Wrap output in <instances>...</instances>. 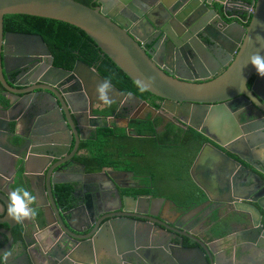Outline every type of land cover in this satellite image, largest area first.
Listing matches in <instances>:
<instances>
[{
  "label": "water",
  "instance_id": "water-1",
  "mask_svg": "<svg viewBox=\"0 0 264 264\" xmlns=\"http://www.w3.org/2000/svg\"><path fill=\"white\" fill-rule=\"evenodd\" d=\"M91 1L93 6L78 0H0V81L4 87L12 91L3 75L20 67H11L9 60L18 63L26 55L18 50L19 47L39 45L47 54L49 52L38 34L14 31L3 33V16L24 14L63 21L83 30L102 54L111 59L136 85L137 82L142 83L147 92L163 100L161 108L157 110L133 93H124L111 84L109 95L116 107L123 108L129 101L138 105V110L145 111L146 115L150 113V118L159 117L161 123L158 124L157 131L172 122V118L197 130L200 126L206 127L209 134L216 135L215 142L222 149L210 143L203 145L190 168L191 179L204 192L200 197L202 201H191L190 209L186 211L177 210V219L180 217L178 223L165 224L158 213L150 212V216L137 215L141 219L150 218L155 223L142 222V226L138 227L137 224H129L119 218L125 216L123 212L106 215H95L93 212L88 216L82 211L83 206L64 211L57 205V197L53 195L55 186L60 184L72 185V194L76 195L73 184L80 182L86 184L80 189L85 194L97 193V197L107 195L110 186L116 194V176L124 174L123 171H59V165L68 158L61 159L56 155L58 161L49 165L52 159L47 156L52 150L46 148L41 154L31 152L20 156V163L16 168L18 175L15 178L14 174L7 175L1 166V160L11 162L13 159L11 152L15 151L16 145H11L9 138L19 136L10 133L9 122L15 120L14 110L19 107L20 102L10 103L9 106L12 107L8 109H3L0 104V175L3 177L0 176V234L6 240L0 248V264H37L36 256L31 253L26 238L29 228H33L36 241L42 246L44 262L41 264H100L98 259L101 255L118 264L122 260H126L127 264H154L161 261L165 264H264V179L227 154H234L250 165L251 162L244 155L232 149L235 142H243L250 135L257 137L255 143L264 146V77L258 75L254 66L248 63L249 57L257 51L264 55V39H258L264 38V0H251L250 4L231 0ZM231 4L248 8L244 12L247 13L245 20L237 18L238 21L230 23L222 20L221 13L228 17L226 11ZM215 5L222 7L221 13L215 12ZM198 7L204 9L203 13L211 10L215 18L226 25L220 27L221 33L218 34L222 40L219 42L220 49L226 52L223 53L225 58L219 59L217 54L212 56V62L218 68L225 69L209 81L206 79L215 73V68L210 67L212 69L209 72L197 73L194 68L189 71L186 65L187 69L184 71L189 73L185 74L178 67V64L183 63L178 51H183L187 45L189 50L192 48L197 52L199 49L208 52L205 43L197 36L204 30L202 27H195L200 16ZM148 32H155L151 40L152 50H147L144 38L141 37ZM160 35L162 38L157 41ZM208 40L210 43L214 41L210 37ZM38 54L30 53L28 56ZM47 69L45 75L48 78H41L40 82L46 84L43 88L49 94L53 93L54 96L50 95L49 99L55 110L50 112L48 107L44 109L47 117L56 116L60 120L67 138L63 139L62 133H59V141L70 144L73 136L74 152L80 140L85 139L83 129L90 133V130L83 128L77 108L86 104L92 113V108H95L93 105L97 103L99 107L96 109H103L104 104L97 98L96 87L106 79L95 68L79 59L75 61L72 70L68 71L53 66L51 58ZM253 75L255 78L248 87L247 82ZM70 76L78 78V87L72 93L63 92L60 81ZM100 116L93 114L92 132L104 126ZM140 120H144V117ZM19 138L20 141H25V138ZM255 143L249 147L242 143L241 146L246 148L247 153L254 151ZM246 146L248 149L251 147L250 150ZM207 155L214 158L217 163L215 168L211 169L209 159L203 166ZM36 162L40 166L32 169L29 164L36 165ZM201 169L207 170L209 175L201 174ZM256 169L259 170L258 167ZM261 172L264 174V171ZM211 175H215L214 181L207 180ZM250 175L259 180V183L252 180ZM239 178L241 180L238 183ZM238 184L244 187L237 188ZM18 186L25 187L38 197V206L33 205L37 207V216L33 221L17 223L8 216V195ZM255 190H258L256 197L250 198L249 195H254ZM88 196L91 194H87ZM150 206L148 202L147 210ZM174 207L180 209L175 202ZM211 208L213 209L210 210ZM88 210L91 212L89 207ZM221 211L224 212L222 217L219 215ZM235 215L240 217L244 225L249 223L250 226L237 233L239 242L235 245V263H222L223 255L212 246V241L228 234L233 235ZM111 216L114 218L111 219ZM107 218L109 220L103 222ZM205 218L211 221L210 226L206 225ZM16 226L21 227L22 239L16 240L12 233ZM204 226L207 228L204 229ZM46 230L51 235L41 238ZM221 232L224 235L218 237ZM184 238L195 244L185 245ZM242 246L247 249L242 250ZM237 249L241 250L237 253Z\"/></svg>",
  "mask_w": 264,
  "mask_h": 264
},
{
  "label": "flooded vegetation",
  "instance_id": "flooded-vegetation-1",
  "mask_svg": "<svg viewBox=\"0 0 264 264\" xmlns=\"http://www.w3.org/2000/svg\"><path fill=\"white\" fill-rule=\"evenodd\" d=\"M231 1H237V2H243V3L245 2L246 4L251 3V0H231ZM228 7L229 8L226 11L228 17H224L223 14L221 13L222 7L215 5V8H214L217 14L221 13L222 15L221 18L222 20L224 19L223 21H225V23L238 21L237 18H242V20H245L247 13H244V12L245 10L248 9L247 7H243V5H240V4H231ZM197 9H199L200 16H198V20L196 22L195 27L197 29L202 27V29H204L201 32H199L197 36L200 38L201 41L205 43L204 45L208 52H203L200 49L197 52L194 49L192 50V48H190L189 50L188 45H187L186 48L185 47L183 48V51L182 50L178 51L179 56L181 57L182 62H183V63L178 64V67H179V70L184 71L185 69H187L185 67L187 65V67H189V71H190V68L191 69L194 68V70L197 73L199 72L203 73L204 71L209 72L211 71L212 68H215V73L211 74V76L206 79L207 81H209V80L216 78V76L222 73L225 69L222 67L218 68L216 64L212 62V59L215 54L219 55V59L225 58V56H223V53H226V52L220 49L221 46L219 42L222 40L220 39V35L218 34L221 33L220 27L222 28L226 25L222 20L216 19L214 14L210 12L211 10H207L205 13H203L204 9L202 8L200 9V7H198ZM10 15H24V14H10ZM244 24L246 25L247 22H245ZM15 28H26V27H22L19 25V27L17 26ZM2 31L3 33H6L8 31L23 32V33L26 32L22 30H10L4 23L2 25ZM27 33H32V32H27ZM150 33L151 32H148V34H143L141 36L142 38H144L143 42L145 43V47L147 48V50H152L151 40L155 32H153L152 34ZM34 34H38V33H34ZM159 37L160 38L157 39V41H160V39L162 38L161 35ZM208 37H210L211 39H214L213 43L209 42ZM41 38L43 39L42 36ZM44 43L47 48V50L46 49L45 50L49 52L48 54L39 45L35 47H30V46L24 47L23 46V47H19L18 50L25 52L26 55L22 56L19 59L18 63L14 62L13 60H9V65L13 68L16 65L17 66L20 65L18 69L9 70L7 71L6 74L3 75L6 84L12 89V91H8L0 81V104L2 105V108L8 109L12 107L11 105L9 106L10 103L14 104L15 102H20V105H18L19 107H17L14 110L13 117L15 118V120L9 122V128H10L9 131L10 133H14L15 135L21 138H25L24 139L25 141H20V138L16 136H11L9 138V142L11 143V145L13 146L16 145V146H15V151L11 152L12 158H13L11 162H9L8 160H4V159L1 160V166H3V169L5 170L7 175L13 176L14 174V178L18 175V171H16V168L20 163L18 159L20 156H26L31 152L41 154V152L45 151L46 148H49L52 150L50 153H48L49 156H47L48 159H52L49 165L58 161L55 158L56 155L60 156L61 159L62 157L68 158L62 165H59L60 166L59 171H64V172L69 171V172H77V173H82L84 171L86 173H93V172H87L85 170L86 165L82 161L81 155L86 153V151H84L83 148H79L81 141L88 140L91 137H93V135L96 134V132L91 131V128L93 127V124H94L93 114H98L99 116L101 115L100 116L101 122L104 124V126L124 127L126 128L128 134H130L131 136H136L135 134L136 129L129 127L130 123L136 120H140L143 117H144V120L149 119L152 122H155L156 132L163 131V129L158 130V131L156 130L158 124L161 123V120L159 117L150 118V115H151L150 113H147L146 115L145 111L138 110L139 106L134 105L132 102H129V101L126 102L125 107L123 108L121 106L116 107L113 103H111V105H113L114 107L110 113H106L105 115H102L99 112H97L98 110L96 109V107H99L97 103L93 105V107L95 108H92V113L89 112V108H87L86 104L85 105L82 104V105H79V107L77 108L81 116L80 120L83 124V128L90 130V133L88 134L83 129V136L85 137V139L80 140L77 149L73 152V147H74L73 136H71L70 144H65L63 141H59V138H60L59 133H62L63 139L67 138L64 134V131H62L60 120L56 116L47 117V111L44 108L48 107L50 112L55 110V107H51V102L49 99L50 95L52 96L54 95L53 93L49 94L50 92L46 90L45 88H43L46 84L43 82H40V79L48 78V75H45V72L48 70L47 68H48V64L51 61V58H52L53 66L62 68L68 71L72 70V68L74 67V64L71 68H64V67L56 65L54 62L55 58L52 54L51 48L46 44L45 41ZM12 49H15V48L12 47ZM30 53H34V54L39 53V54L37 56H31L32 57L31 58L30 56H28V54ZM220 65L221 64H219V66ZM210 67L212 68L210 69ZM184 73L186 74L189 72L184 71ZM254 78H255V75H253L249 79V81L247 82L248 87L251 86ZM77 80L78 78L75 76L67 77L63 81L62 80L60 81V84H59L60 88L63 90V92L69 91L70 93H72L74 92V89L76 90L78 87ZM199 81L201 80H198V82ZM23 90H25L26 92H22ZM17 92H22V93H17ZM1 99L2 100L4 99V100L1 102ZM154 102L157 104L156 107L152 106L148 102L147 103L153 108L159 110L161 108V104L163 103V100L158 97H155ZM108 106L110 105H104L103 109L105 110L106 107ZM109 117L111 118L107 119ZM172 119H173L172 122H168L167 124H172L180 128L181 130H183L184 132H182L181 135H184V133L185 134L188 133V135L191 134L189 132L190 129L195 130L201 135V137L198 138L200 145L199 147H197L198 149L194 152L195 154L191 153L190 156L185 157V159H191L192 157V160H191V163L188 169V176H187L188 179L187 177L177 178L176 183L174 184L172 181L169 180L168 177L167 178L164 177L162 180L156 181L152 178L153 176H151L150 174L145 173L144 175H140L131 170L103 167L102 169H109L111 172H114V171L125 172L124 174H120L116 176L117 183H118V185L114 187L116 194L113 193V188H111V186L107 190L109 192V194L107 195L103 194L102 196L97 197V193L94 194V193L87 192L85 194L80 189H81V186L86 185V184L80 182V184L78 183L73 184L75 187L76 195L72 194L74 189L71 186L72 191L69 195V198L64 199L66 198V196L64 195L60 197L58 193L59 191L57 189L59 185H56L55 189L53 190V195L57 197V200H56L57 205L61 206L64 209V211L83 206L82 211H84L85 214L87 213L88 216L90 215V213H93V212L95 213V215H97L98 213H102L101 215H106V214L123 212L125 213V216H122L119 218L123 219L126 223H129V224L131 222L134 224H137L138 227L142 226L143 224L142 222L155 224L154 221L151 220L150 218L141 219V218L136 217L137 215L150 216L149 215L150 212L156 213V214L158 213V216H160L161 219L164 220L165 224L168 222L178 223V219L180 217L177 219V216H176L177 210L182 211L181 209H183L184 211H186L190 209V207H187L188 205L184 203L178 204L177 202L196 201V200L201 201L202 199H199V198L204 195V192L202 191V189L194 183L189 173L190 168L193 165V162L195 161V158L197 157L200 149L203 147V145L207 143H210L220 149H222V147H220L215 142L216 135L214 133L209 134L206 127L200 126L199 130H197L189 126L182 125L180 122H178L174 118ZM256 139L257 137L255 138L253 136L248 135L246 139L243 140V142H238V143L235 142L234 146L232 147V149L239 151L242 155H244L245 158H247L248 161L251 162L250 165L240 160L234 154H231L228 152L227 154L231 156V158H233L235 161H237L241 165L246 166L248 169L255 172L256 175L264 179V174L261 172V171H264V162H261L255 156L254 151H249L246 153L245 151L246 148L245 147L243 148L241 146L242 143H246L249 147L250 145L255 143ZM19 141H20V144L18 145ZM255 146L257 148L258 146H260V143H255ZM250 148L248 150H250ZM71 154L73 155L69 156ZM140 158L141 157L133 158V160L140 163ZM146 159L150 161L151 156L150 155L146 156ZM207 159H209L208 161L211 164L209 165L211 169L215 168L217 163L215 162L214 158L208 155L205 157L206 163L203 164V166L207 164L208 162ZM8 162L10 163L9 165H8ZM148 163L151 166L153 165L150 162ZM35 164L36 165L29 164V166L32 169L38 168L40 166V164H37V162ZM257 167L259 168L260 171L256 169ZM158 171L160 170L158 169ZM205 173L209 175V172L207 170L201 169V174L205 175ZM214 176L211 175L209 177L207 176L206 177L208 181H214L215 180ZM250 178L254 180L255 182L259 183V180H256L251 175H250ZM216 180L217 181L219 180L218 173L216 176ZM240 180L241 178H239L238 183ZM33 181L35 183V180ZM163 182H166V184L168 185L172 193L167 192L168 193L167 194L165 189L163 190L161 186L156 185L157 183H163ZM60 185H69V184H60ZM174 185H176V187ZM262 186H264V184ZM242 187L244 186H241L240 184H238L237 186V188H242ZM258 190H255L254 195H249V197L250 198H252V196L254 197ZM178 192L181 193L178 196L179 198L172 196L173 193H178ZM239 192L241 193V191ZM87 194H91V196L87 197ZM160 199H164V201L162 202V200L160 201ZM148 202L151 204V206L147 210ZM174 202L177 203V206H179L180 209L174 207ZM88 207L91 210V212L88 210ZM212 209L213 208H211L210 210ZM202 211L204 210H201V212ZM78 214H80L81 219H84V216L81 213H78ZM222 214H224L223 211H221L219 215L222 217L224 216ZM236 214H239V213L236 212ZM262 217H263L262 224L264 225V215ZM110 218L112 219L114 217L111 216ZM206 218H205V222L207 221L206 225L210 226L211 221H208ZM235 219L236 221L233 223V225L235 224V227H234L235 230L234 228H232L234 230V231L232 230L233 232L238 233L241 230H243L246 226H250L249 223H246L244 225L243 222L240 220V217L237 215H235ZM107 220L109 219L107 218L103 222ZM207 226H204V229L207 228ZM14 228L12 229L13 235H14ZM203 231H200L201 234L203 233ZM26 235H27L26 237L27 241L29 242V248H31L30 251L34 255V257L36 256L35 263L37 264L43 263L44 257H43V253L41 252L42 246L39 245V243L36 241L37 240L35 237L36 234L33 228H29ZM222 235H224L223 232L219 233L217 236L221 237ZM19 239H22V232H21V236ZM19 239H16V240H19ZM234 239L236 240L234 242V245H238L239 236L235 235ZM0 241H2V243L0 242V248H1L2 246H4L6 242L5 237L1 234H0ZM183 242L185 245H189V246H193L195 244L194 242L186 238H184ZM43 245L47 247L46 244L43 243ZM212 246L215 247L214 243ZM241 248L242 250L247 249L245 248V246H242ZM163 249L166 250V248L164 247ZM239 250L241 249H237V253L239 252ZM166 251H168V249ZM122 261L123 262L120 264H123L124 262L127 264L126 260H122ZM98 262L100 264H118L115 262V260L109 259L107 256H104V255L100 256ZM154 264H165V262L161 261L160 263L158 262Z\"/></svg>",
  "mask_w": 264,
  "mask_h": 264
},
{
  "label": "trees",
  "instance_id": "trees-1",
  "mask_svg": "<svg viewBox=\"0 0 264 264\" xmlns=\"http://www.w3.org/2000/svg\"><path fill=\"white\" fill-rule=\"evenodd\" d=\"M78 1L88 6L94 5L91 0ZM3 23L10 30H22L41 35L46 44L51 48L56 65L71 68L74 62L79 59L95 68L104 79H110L111 84L120 91L124 93L131 92L152 106H157L154 102L155 97L147 91L140 92L137 85L111 59L102 54L96 44L80 28L63 21L29 15H4ZM18 24L26 28H15L19 27ZM3 100L1 99V102ZM113 107V105H110L105 110L101 109L97 112L105 115L106 113H110ZM129 127L136 129V136L128 134L124 127L101 126L97 128L96 134L93 137L81 141L79 148H83L86 151V153L81 155V158L86 165L85 170L87 172H99L103 167H111L131 170L133 172L141 170L148 174L150 172L149 164L143 165L142 162L139 163L133 160V158L144 156L143 159L146 162L152 163L163 175L167 176L168 174L164 170V166H162V161L165 160L159 159L156 152L160 151V149H169L177 150L181 155L182 176L179 178H186L188 176L192 157L191 159H185V157L190 156L191 153L195 154L194 152L198 149L197 147L200 145L198 138L201 137L198 132L190 129L189 132L191 134L184 133V135H181L184 131L172 124H167L163 128V131L156 132L155 122L149 119L136 120L131 122ZM169 154L170 156H168ZM148 155L151 156L150 161L146 159ZM163 155L167 160H175L176 152L173 154L164 153ZM157 165H160L159 168ZM165 176L161 175L162 178L160 180ZM71 186L59 185L57 189L60 197L65 195L66 198L64 199H68L72 191ZM179 194L181 193H173L172 196L179 198ZM177 203H184L188 205L187 207H190L192 204L191 201H180ZM14 236L15 239L20 238V226L14 228ZM0 242L2 243V241Z\"/></svg>",
  "mask_w": 264,
  "mask_h": 264
},
{
  "label": "clouds",
  "instance_id": "clouds-1",
  "mask_svg": "<svg viewBox=\"0 0 264 264\" xmlns=\"http://www.w3.org/2000/svg\"><path fill=\"white\" fill-rule=\"evenodd\" d=\"M258 39L264 38L258 37ZM248 63H251V65L254 66L258 75L264 77V55H261L260 51L252 54L249 57ZM137 87L140 92L147 90L140 82H137ZM111 90L112 87L110 79L102 80V82H100L96 87L97 98L104 105H111L112 103L109 95ZM254 154L261 162H264V146H258L254 149ZM33 205L38 206V197L25 187L18 186L9 192L7 208L8 216L17 223L33 221L37 216V207H33ZM50 235L51 233L46 230L42 234L41 238Z\"/></svg>",
  "mask_w": 264,
  "mask_h": 264
},
{
  "label": "rangeland",
  "instance_id": "rangeland-1",
  "mask_svg": "<svg viewBox=\"0 0 264 264\" xmlns=\"http://www.w3.org/2000/svg\"><path fill=\"white\" fill-rule=\"evenodd\" d=\"M176 152V157H175V160H167L166 158H164V153H175ZM156 154L158 155V158L159 159H164L165 161H162L163 165L164 166V170L166 171V173L168 174L167 176L163 175L160 171H158V169L156 167H154L153 165L151 166L148 162H146L143 157H141L140 159V162L143 163V165H147L149 164L150 168V172L148 174L152 175L153 179L156 180V181H159L162 177V176H165L166 178L168 177L170 181H172L174 184L176 183V180L177 178H179L180 176H182V168H181V164H180V153L179 151L177 150H169V149H160V151H157ZM170 156V154L168 155ZM160 165H157V167L159 168ZM181 169V170H180ZM137 174H140V175H144L145 173L142 172L141 170H137L135 171ZM161 174V175H160ZM188 179V177H187ZM157 186H161L162 189L166 191V193H172V191L170 190V188L168 187V185L166 184V182H163V183H157L156 184ZM164 186V187H163ZM176 187V185H174ZM167 193V194H168Z\"/></svg>",
  "mask_w": 264,
  "mask_h": 264
},
{
  "label": "crops",
  "instance_id": "crops-1",
  "mask_svg": "<svg viewBox=\"0 0 264 264\" xmlns=\"http://www.w3.org/2000/svg\"><path fill=\"white\" fill-rule=\"evenodd\" d=\"M235 235H237V232H233V235L228 234L224 238L217 239L216 241L213 242L215 245V248L217 250H219L223 255V258H222L223 261H221L222 263H226V262L227 263H229V262L235 263V258H234L235 245H233L234 242L236 241L234 239ZM101 256H103V255H101ZM99 258H100V256H99Z\"/></svg>",
  "mask_w": 264,
  "mask_h": 264
}]
</instances>
